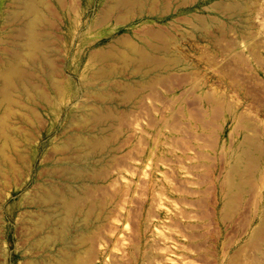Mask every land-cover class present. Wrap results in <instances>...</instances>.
<instances>
[{
	"label": "rangeland",
	"instance_id": "obj_1",
	"mask_svg": "<svg viewBox=\"0 0 264 264\" xmlns=\"http://www.w3.org/2000/svg\"><path fill=\"white\" fill-rule=\"evenodd\" d=\"M17 1L0 0V64L18 58L35 87L9 114L21 157L0 177V264H264V0H156L132 19L107 11L114 0H45L38 31L54 64L36 69ZM162 38L170 69L114 62L115 74L93 76L99 50ZM96 110L113 115L111 149L82 160L71 139L96 130ZM69 170L83 171L82 186ZM69 184L77 219L51 241L62 226L43 225L53 204L42 195Z\"/></svg>",
	"mask_w": 264,
	"mask_h": 264
},
{
	"label": "bare ground",
	"instance_id": "obj_2",
	"mask_svg": "<svg viewBox=\"0 0 264 264\" xmlns=\"http://www.w3.org/2000/svg\"><path fill=\"white\" fill-rule=\"evenodd\" d=\"M151 1H155L154 3H156V0H114V1H110V3H107L106 7H108V9H107L108 12L109 11L111 12V10L114 11L116 9L125 10L127 12L128 16L129 17L131 16L130 18L126 16L127 19L128 18L132 19L133 17H135V15L142 12ZM168 1H171V0H168ZM44 2H46V1L45 0H24L25 12H23L21 14V16L23 14H25L22 17L24 18L26 16L25 18L27 19L26 20V19L22 18V23H24L25 20H26V22H25L24 29L22 28L23 27V25H22V27L19 30H21V29H22V31L25 30L26 32H24V34H27L26 36H24V34L20 31V34H22V36L26 37L25 39H27L26 45L23 43L24 47H22V48H23V51H25L28 58L26 60V58L24 57L25 54H24V56L19 54L20 55L19 57L20 58L24 57L23 60H26V61H28V59H29V61L31 60L32 62L36 61L35 63L33 62L35 69L37 67H40V66H35V64H37L38 59L40 61L42 60V62L43 61L46 62V61H48L47 56L48 57L50 56V55H48L49 54L48 53L49 48L47 50V47L45 45L46 43H44V40H46V39L44 38L42 40V36L40 35V33L38 31V28L40 27L39 25H40L41 21L43 20V16H44V12H43ZM17 3H18V1H17ZM47 3L48 2H46V4ZM169 3L170 2H168L167 4L169 5ZM189 3H190V0H181V2H180L181 7H185ZM168 5H165V6H168ZM243 5H244L243 2H236V3L231 4V8L236 10V9L242 7ZM46 7H44V8H46ZM168 8H169V6H168ZM170 9H168L167 11H169ZM22 11H24V10L22 9ZM18 12L19 11H17V12L13 11V13L10 14L14 20H16V18L18 17V14H16ZM13 14L15 16L17 15L16 18H14ZM21 16H20V18H21ZM106 17H107V12H104L102 14V16H100L101 21L103 22L104 19H106ZM44 18H45V16H44ZM45 20H47V19H45ZM197 23L203 27L208 26V22L206 20H203V18L201 20H198ZM158 44H159V46H157V47H154V45H155L154 43H153V46H151L150 44H149L150 46L149 45H142V44L141 45L133 44L129 48H123V49L115 48L112 50L107 49L104 51L99 50L100 53H98V54L96 53L97 56H96L95 60H99L100 62H102V67L100 69H98L96 72H94L93 76L95 78L96 77L97 78H103V77L106 78V77L112 76L113 74H115V71H116L115 69H112L113 66L111 65L114 62L122 64L121 66H123V67H121V68H124L126 71L127 70L128 71L135 70V71H138L141 73H146V72L149 73V71L151 69H157V70H161V71L168 70L172 67L175 60H174V58L172 59L171 56L169 55V53L167 52L168 47L166 48V45H164L165 44L164 38H162V40ZM20 51H19V53H20ZM159 53H161V56L158 55ZM17 55L18 54H16L15 56L18 57ZM10 57H12V56H10ZM14 57H12V58H14ZM6 59L7 58H5V60ZM18 60H19L18 58L9 59V60L7 59V61L4 62L5 63L4 65L0 64V106H1L0 108H2L8 114L7 116H3V118L5 117L4 118L5 120L0 117V177H1V175L13 170L12 168L16 164V163L14 164V162H15L14 159L21 157V156L16 157L17 155H19L18 153H20L19 152L20 150L17 152V150L19 148L17 146V144L19 145V143H18L19 137L16 138V136L18 135V134L16 135V133H18V132H16L15 131L16 129H15L14 130L16 132L15 133L11 129L12 126L9 125V121H10L9 114H12V109L14 108L13 106H15L19 103V95L21 94V96H23L24 93L29 94V92L33 91L32 89L35 87L34 86L33 88H31L32 83H31V80H29L30 77L28 78V75L26 74V73L30 72V71H28L29 69H26V70L24 69V71L21 70V68L23 69V68H25V66L21 65V67H20L17 64V63H20V60L19 61ZM23 60H22V62H23ZM31 61H30V64L32 65ZM22 62H21V64H23ZM48 62H50V61H48ZM39 63L40 62H38V65H39ZM103 63H104V66H103ZM52 64H54V63H52ZM52 64L50 62V64H48V65L50 66ZM27 66L30 67V65H27ZM42 66H44V65H42ZM26 71H28V72H26ZM57 85H56V88H57ZM59 86L60 85H58V87ZM37 88H38V86H37ZM57 90L60 91V88L59 89L57 88L56 91ZM59 91H57L58 94L60 93L62 95L63 93L61 91L60 92ZM91 92H93V91H91ZM100 92H102V91H100ZM97 93H98V91H97ZM103 93L104 92H102L101 95ZM21 96H20V99H21ZM30 96H32V95H30ZM103 96H104V94H103ZM20 102H21V100H20ZM24 108H25V106H24ZM112 117H113V115H111L110 111H107V110L94 112L93 114L90 115V118L92 119V122H94L96 124V126H94V127H96V130H93L94 132L92 131L93 133H91V134L87 133V138H84L85 137L84 135L86 134V131H85V134L81 135L83 137L74 136L75 138L71 139V144L73 147H71V146L70 147L72 148V150L74 149L75 151H77L79 153L78 156H80V158L82 160L87 159L91 155H95V153L96 154H101V153L104 154L103 152L106 151L108 148H110L111 143L109 140L110 138H108V136H109V128H110L112 121H113ZM1 120H3V121H1ZM81 122H82V120H81ZM13 129H14V127H13ZM21 130H23V129H21ZM82 130H84V125H83ZM85 130H86V127H85ZM33 137L35 138V136H33ZM108 140H109V142H108ZM29 142H31V141H29ZM68 142H70V141L68 140ZM20 155H21V153H20ZM14 157H16V158H14ZM233 169H234V172L232 175L233 177L231 176V179L233 178V180L231 182L230 189L232 192L237 193V192H240L241 185H242V183H240L238 181V177L240 176V174L242 173L243 170L240 168V166L237 168L233 167ZM247 169H249V168H247ZM69 171H72V170H69ZM70 173L72 175H70ZM68 175L72 176L73 182H75L77 185H80V186L83 185V183L86 179L85 174L83 173L82 170H76V171L73 170L72 172H69ZM72 180H70V181H72ZM46 191H47V189H46ZM49 191L50 190L48 189V191H47L48 193H45V192L43 193L45 195H42L44 197L42 199L43 201L41 200V202H44V203L46 202L45 204L51 203L53 205L48 207V211L45 215V218L43 217L44 220L42 223L45 227L53 228L55 226L54 224L59 221L60 222L59 224L62 226L61 232L60 233L57 232L56 235H54L52 238L50 237V239L49 238L48 239L51 241L66 240L67 237L65 236V233H66L67 227L65 226V222L74 223L77 219V212L79 210L78 199H77V189L75 188L74 184L73 185L69 184L66 188L64 186V189H62V187H60V186L59 187L55 186L52 188V190L50 192ZM47 242H48V240H47Z\"/></svg>",
	"mask_w": 264,
	"mask_h": 264
},
{
	"label": "crops",
	"instance_id": "obj_3",
	"mask_svg": "<svg viewBox=\"0 0 264 264\" xmlns=\"http://www.w3.org/2000/svg\"><path fill=\"white\" fill-rule=\"evenodd\" d=\"M244 155H246V153ZM244 162L245 163H249L250 166H251V168L249 170V173L247 174V177H246V183L244 185V186H246L247 184H249V182H251V183L254 182L255 174H254V171L252 169L254 168V165H255L256 162H255L254 159H251L250 161L245 160Z\"/></svg>",
	"mask_w": 264,
	"mask_h": 264
}]
</instances>
